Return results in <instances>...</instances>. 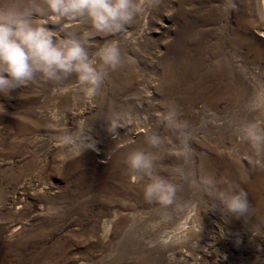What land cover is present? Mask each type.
<instances>
[{"label":"rangeland","instance_id":"1","mask_svg":"<svg viewBox=\"0 0 264 264\" xmlns=\"http://www.w3.org/2000/svg\"><path fill=\"white\" fill-rule=\"evenodd\" d=\"M204 1L192 12L186 1L145 0L135 30L127 33V26L90 38V56L114 40L121 63L87 101L72 75L58 81L36 75L0 96V264H264L259 209L247 199L243 219L225 217L199 183L206 175L203 160L212 175L243 191L264 181V156L243 138L248 124L264 131L261 112L251 114L259 104L249 101L258 83L264 85V54L257 53L264 48L258 34L264 19L248 7L244 27L238 22L247 0ZM182 5L189 15L178 16ZM208 9L211 22L203 20ZM167 18L174 21L168 31L149 27V21L161 25ZM71 23L78 27L68 31L80 38L86 21ZM48 27L64 35L59 26ZM198 51L204 60L193 77L210 82L222 68L233 94L219 96L213 105L194 92L197 101L184 96L168 101L161 91L167 66L183 52L194 58ZM192 82L189 88L195 90L198 82ZM64 86L71 87L61 94ZM173 105L186 123V160L173 154L177 132L157 115ZM210 119L213 129L207 128ZM146 130L161 137L157 147L145 143ZM64 136L73 143H61ZM81 140L93 148L81 150ZM140 145L155 156L154 174L175 186L172 204L145 202L146 178L137 173L130 179L124 157ZM187 210L192 211L186 225L162 238ZM122 212H132V220Z\"/></svg>","mask_w":264,"mask_h":264},{"label":"clouds","instance_id":"2","mask_svg":"<svg viewBox=\"0 0 264 264\" xmlns=\"http://www.w3.org/2000/svg\"><path fill=\"white\" fill-rule=\"evenodd\" d=\"M145 0H0V96L33 81L36 75L45 81H58L67 75L74 77L87 101L94 97L109 70L121 63V50L116 41L106 42L90 56L86 45L96 35L117 34L126 30L133 20L146 11ZM86 21V29L76 38L68 29L78 27L71 22ZM63 22V23H62ZM59 26L64 35L48 27ZM71 86L59 89L61 94ZM165 128L177 132L176 157L186 160L188 134L182 130L186 123L180 119L176 107L170 106L157 114ZM115 125L109 128L114 131ZM243 138L259 153L264 148V131L248 124ZM161 137L145 131V143L155 148ZM61 143H73L69 136ZM81 150L93 148L92 143L79 141ZM155 156L138 149L130 150L124 157V165L135 180L137 173L146 178L141 188L145 202L161 206L172 204L175 186L153 172ZM179 171V169H175ZM203 192L225 217L244 218L249 204L246 193L225 179L212 174L199 178Z\"/></svg>","mask_w":264,"mask_h":264},{"label":"bare ground","instance_id":"3","mask_svg":"<svg viewBox=\"0 0 264 264\" xmlns=\"http://www.w3.org/2000/svg\"><path fill=\"white\" fill-rule=\"evenodd\" d=\"M187 2V4L190 7V11L195 12L199 11L202 5L204 4V0H182L181 3ZM208 5V4H207ZM211 7V6H210ZM252 7L253 9V14L255 17L259 19H264V0H247L246 5L243 6V10L241 12V15L239 16V24L241 26L247 27L249 24L248 22V17L246 13V8ZM209 11H206L203 14V20L204 21H210L213 20L214 15L212 14V10L208 9ZM178 16L184 17L185 15H189L188 11L181 6H178ZM246 15V16H245ZM134 22L128 26L127 28V33H130V31L135 30L134 28ZM174 26V21L172 19L167 18L165 22H163L161 25L159 24H154L149 21V27L153 28L154 30H163L164 32L168 31L171 27ZM161 27V28H159ZM149 28V29H150ZM149 31H146V33ZM258 34L261 36H264V31L262 29L258 30ZM210 37L211 33H204L203 34V42L205 45H208V49L211 46L210 45ZM203 51V50H202ZM202 51H198L196 56L193 58L188 52H183L182 54L178 55L177 61L175 62H170L169 66H167L165 78H166V84L162 86L161 91L165 98L170 101V102H176L177 99L181 98V96H184L187 99H191L193 101H197L198 97H194L191 95L192 92L194 93H201V97H207V102L206 105H213L216 98L219 96L227 95L229 97V94H233V86L226 84L224 82V76H225V71L224 69L220 68L218 69L214 74L213 81H218L217 84L213 83V81L207 82L204 81L205 79L199 78L198 77H193V74L200 69V65L203 64L200 59L204 60V57L202 55ZM258 55L264 54V48H260L257 50ZM199 55H202L199 57ZM259 57V56H258ZM177 66V68H173V66ZM207 80V79H206ZM194 81L195 83L198 82V86L195 85V90H192V88H189V85L192 84ZM264 85L262 83H258V91L252 92V97L249 99V101H253L255 103H258V109L252 111L251 114H258V112H261V114L264 116ZM170 99V100H169ZM256 100V101H255ZM251 107V106H250ZM207 128L213 129V122H208ZM258 124V123H257ZM256 125V124H254ZM257 128V126H256ZM259 129V128H258ZM232 145V144H231ZM139 148H135L138 150L146 151L148 149L142 148V145H140ZM259 154L264 156V148L261 149ZM204 166V171L207 174H212V171L210 168L207 166L205 161H202ZM211 167V166H210ZM259 176V175H258ZM247 199L252 203V206L256 207L260 211V221L261 223H264V181L259 178V182L253 184V185H248L245 188V191ZM192 210H187L185 211L178 222L172 227L171 230L166 231L165 233H162L161 236L167 237L171 233H176L177 229H180L184 227L187 223V218L191 214ZM126 214L127 217H130L132 220L133 218V213H124ZM190 223V222H189ZM189 223L187 227L189 226ZM190 227H193V224L191 222Z\"/></svg>","mask_w":264,"mask_h":264}]
</instances>
